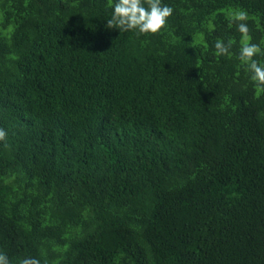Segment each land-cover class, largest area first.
I'll return each instance as SVG.
<instances>
[{"label":"trees","instance_id":"trees-1","mask_svg":"<svg viewBox=\"0 0 264 264\" xmlns=\"http://www.w3.org/2000/svg\"><path fill=\"white\" fill-rule=\"evenodd\" d=\"M161 2L137 35L110 0H0L10 264H264V92L230 23L264 50V0Z\"/></svg>","mask_w":264,"mask_h":264},{"label":"clouds","instance_id":"clouds-1","mask_svg":"<svg viewBox=\"0 0 264 264\" xmlns=\"http://www.w3.org/2000/svg\"><path fill=\"white\" fill-rule=\"evenodd\" d=\"M112 15L107 20L108 29H118L121 32L135 31L137 35L158 34L167 25V20L173 14V8L162 5L161 0H114L109 3ZM249 15L245 10L234 11L230 14V23L234 24L241 35L238 60L246 66L251 81L255 82L259 90L264 92V63L254 59L264 56V50L259 44L251 43L250 28L247 24ZM233 41L227 43L217 39L214 44L216 55L228 56ZM7 138V133L0 129V141ZM0 264H10L6 254L0 252ZM19 264H40L34 257H25Z\"/></svg>","mask_w":264,"mask_h":264}]
</instances>
